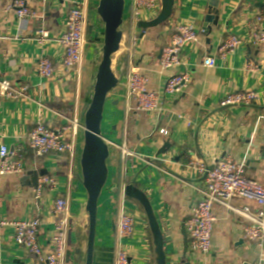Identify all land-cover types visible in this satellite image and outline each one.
<instances>
[{
	"label": "crops",
	"instance_id": "obj_1",
	"mask_svg": "<svg viewBox=\"0 0 264 264\" xmlns=\"http://www.w3.org/2000/svg\"><path fill=\"white\" fill-rule=\"evenodd\" d=\"M12 0H0V82H12L14 89L27 87L17 99L0 94V148L17 150L24 162L22 174L0 177V219L41 220L38 239L48 249L54 235L53 203L65 197L69 205L65 264H84L88 216L87 193L79 181L83 146V121L92 95L97 72V46L102 45L103 24L97 15L99 0H28L38 17L20 22L7 11ZM87 6V45L79 77L64 74L60 38L66 11L71 3ZM211 8L219 10V26L205 18ZM264 11V0H175L168 21L142 33L137 28L134 0H125L123 38L113 59L120 83L107 96L102 131L109 146L107 184L98 200L93 264H115L120 245L127 248L133 264H154L153 247L141 206L124 196L132 181L150 198L164 237L169 264H179L184 255L183 226L191 206L201 199L203 177L188 164L194 159L211 163L232 158L243 164V174L264 183V46L249 41V24ZM195 27L198 39L182 53L183 65L161 70L162 48L169 44L177 24ZM41 31L48 39L40 43ZM242 43L224 59L217 56L221 43L229 36ZM89 47L91 48L88 52ZM101 49V48H100ZM89 57V62L85 60ZM206 56L215 58V67L203 65ZM42 57L52 60L55 74L46 79L38 73ZM250 61L255 72L245 69ZM139 68L148 78L149 91L158 93L161 110L147 113L136 110L127 81L132 69ZM187 72L189 81L175 95H164L167 80ZM255 90L262 98L250 105L221 107L228 94ZM38 122L60 130L77 123L75 148L70 154L37 156L28 146L27 134ZM159 129H165L162 134ZM169 145L162 154L160 151ZM127 152V154H124ZM51 176L55 186L36 196L34 177ZM233 208L256 202L240 196L228 201ZM211 252L193 256L191 264H258L264 244L249 242L244 227L249 219L228 207L216 204ZM123 212L134 219V234L119 240L117 230ZM78 252V253H77ZM0 264H43L13 240L11 229L0 230Z\"/></svg>",
	"mask_w": 264,
	"mask_h": 264
},
{
	"label": "built area",
	"instance_id": "obj_2",
	"mask_svg": "<svg viewBox=\"0 0 264 264\" xmlns=\"http://www.w3.org/2000/svg\"><path fill=\"white\" fill-rule=\"evenodd\" d=\"M135 16L139 20H150L161 9V0H134ZM66 11L64 30L60 38L63 47L61 65L64 74L79 77L84 52L87 45V6L85 3H71ZM7 11L15 13L20 22H27L38 17L37 10L33 9L28 0H12ZM170 42L162 48L159 60L161 70L177 69L183 65L182 53L184 49L198 39L197 31L191 24L180 23L174 28ZM249 41L255 45L264 46V11L255 15L249 24ZM48 39V32L41 31L37 40L40 43ZM242 40L236 36H229L218 48L217 56L224 59L232 53ZM38 73L41 77L50 79L55 74L53 61L42 57L38 62ZM203 65L208 68L215 67V58L206 56ZM247 71L255 72L257 66L248 61L245 65ZM189 81L187 72L172 75L166 82L163 94L175 95L184 89ZM12 82H0V94L7 98L17 99L24 96L27 87L14 89ZM148 78L139 70L132 69L128 76L127 87L129 94L135 99L136 110L147 113H158L161 110L158 93L149 91ZM262 95L253 90L233 92L226 95L220 102L221 107L250 105L261 99ZM77 123L63 126L54 130L43 122H38L27 134L29 148L40 157L50 154H72L75 148ZM167 134L165 129H159ZM127 154V152H124ZM23 157L17 150H8L6 146L0 148V177L7 174H22L24 172ZM203 177L204 189L201 199L191 206L188 219L185 221V230L188 236V252L193 256L208 255L211 252L212 232L216 220L213 208L216 204L228 207L234 213L247 219L249 223L244 227V236L249 242L264 244V183L249 179L243 174V164L232 158L213 160L206 163L194 159L188 164ZM55 179L43 176L38 179L36 196L47 187L55 186ZM240 196L258 204L259 210L253 213L249 207L233 208L228 204L230 198ZM54 222V235L48 249L41 246L38 234L41 220L33 217L27 220L0 219V230L11 229L13 240L18 247L26 250L37 261L43 264H65L66 259V231L69 225V205L65 197H58L52 209ZM117 236L120 241L128 239L134 234V219L130 213L123 212L119 217ZM129 251L120 245L116 251L115 264H133ZM258 264H264V250Z\"/></svg>",
	"mask_w": 264,
	"mask_h": 264
},
{
	"label": "water",
	"instance_id": "obj_3",
	"mask_svg": "<svg viewBox=\"0 0 264 264\" xmlns=\"http://www.w3.org/2000/svg\"><path fill=\"white\" fill-rule=\"evenodd\" d=\"M62 1V0H61ZM175 0H161V9L150 20H139L137 28L145 32L164 24L172 15ZM96 13L103 24L102 45L98 50L96 61L98 63L95 75L93 95L88 109L84 115L83 146L80 155L81 175L80 183L87 193L85 211L88 216L86 253L84 264H93L95 247L98 200L107 184L109 169L107 159L109 146L102 131L104 108L107 96L120 83V77L114 72L113 59L119 52L123 38L122 25L124 22L125 0H99ZM219 10L211 8L205 20L216 27L219 26ZM169 145H165L159 154H162ZM37 177L34 182L37 184ZM124 196L137 202L144 211L153 247L154 264H169L164 248V237L159 222L152 208L150 198L135 183L130 182L124 187ZM184 255L179 264H191L186 261L188 249V236L183 226ZM78 253V252H77Z\"/></svg>",
	"mask_w": 264,
	"mask_h": 264
},
{
	"label": "rangeland",
	"instance_id": "obj_4",
	"mask_svg": "<svg viewBox=\"0 0 264 264\" xmlns=\"http://www.w3.org/2000/svg\"><path fill=\"white\" fill-rule=\"evenodd\" d=\"M100 47H101V43L97 46V48H98V49H97V53H96L97 55H98V50L100 49ZM90 49H91V48L89 47L88 52L91 51ZM88 52H87V57H86V59H85V60L87 61L86 63L89 62V57H88V54H89V53H88ZM95 66H96V68L98 67V63H97V62H96V64H95Z\"/></svg>",
	"mask_w": 264,
	"mask_h": 264
}]
</instances>
